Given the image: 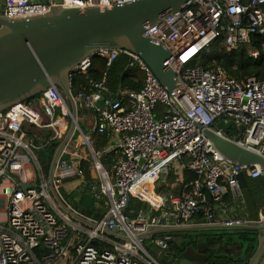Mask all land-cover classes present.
I'll return each mask as SVG.
<instances>
[{"label":"built area","instance_id":"1","mask_svg":"<svg viewBox=\"0 0 264 264\" xmlns=\"http://www.w3.org/2000/svg\"><path fill=\"white\" fill-rule=\"evenodd\" d=\"M134 1L0 0V14L17 19L45 14L58 5L105 7ZM263 9L264 0H200L156 25L145 24L144 35L162 43L172 54L170 66L180 86L171 92L139 56L106 50L97 54L107 59L108 66L120 53L127 54L130 67L137 68L144 80L141 90L120 89L112 97L104 75L94 84L93 94H78L75 99L77 107L95 112L96 124L86 132L78 117L75 135L57 161L53 184L66 201L60 187L68 178L80 180L82 185V165L89 163L97 182L93 190L97 197L106 199L108 208L100 220L78 213L95 227L72 219L59 208L34 153L35 139L25 128L27 123L32 124L37 133H49L50 141L64 139L73 114L59 89L52 86L41 97L0 114V264H66L70 259L69 264H163L139 239L149 228L264 222L262 212L251 219L229 217L225 204L229 193L242 201L238 175L258 179L264 176V170L258 165L231 163L204 134L221 120L234 121L245 130L239 140L231 139L263 154L264 79L250 78L242 85L220 69L191 66L220 38H224L229 51L249 43L254 36L264 39ZM190 51L194 53L185 58ZM92 59L83 61L73 76L88 71ZM36 105L42 114L35 110ZM103 135L110 139L98 148V136ZM74 142L77 148L71 151ZM112 153L121 157L108 168L106 158ZM174 164L197 176L178 195L160 188L162 175L175 171ZM29 168L33 171L31 178L27 175ZM132 198L148 205L135 217L125 214ZM74 238L79 243L71 258ZM151 242L167 254L173 238L162 235Z\"/></svg>","mask_w":264,"mask_h":264},{"label":"water","instance_id":"2","mask_svg":"<svg viewBox=\"0 0 264 264\" xmlns=\"http://www.w3.org/2000/svg\"><path fill=\"white\" fill-rule=\"evenodd\" d=\"M198 1L200 0H136L123 5L82 8L58 5L45 14L17 19H9L0 14V114L15 105L37 99L52 86L59 89L71 108L73 122L53 158L48 187L59 208L72 219L90 227L96 226L64 201L53 184L57 161L74 137L78 125L75 99L79 93L71 86L75 69L100 51L126 52L139 56L168 91L177 89L180 79L170 66L172 54L162 43L144 35L145 24L156 25L163 18ZM34 108L42 114L38 105ZM44 119L48 120L46 116ZM25 128L38 132L37 127L32 124L27 123ZM244 130L243 125L238 126L234 121L227 123L221 120L212 128L205 129L204 134L231 163L241 166L258 165L264 170V153L248 150L234 141L241 138ZM237 179L242 188L241 205L246 210L244 218H255L259 211L249 188L247 175L241 173ZM234 231L258 233L259 245L249 264H264V222L149 228L139 239L146 242L162 235H170L175 239L192 236L195 239L200 234ZM105 232L115 236L109 229H105ZM119 238L127 240V237ZM173 245L180 252L176 257V264H206V252H216L206 241H194L185 248L177 241Z\"/></svg>","mask_w":264,"mask_h":264},{"label":"trees","instance_id":"3","mask_svg":"<svg viewBox=\"0 0 264 264\" xmlns=\"http://www.w3.org/2000/svg\"><path fill=\"white\" fill-rule=\"evenodd\" d=\"M130 62L131 58L127 54L120 53L112 62L111 66H108L107 59L96 55L93 57L92 66L88 71L76 74L72 77L71 86L79 94L89 96L94 93V84L100 82L104 75H106L108 91L112 97H115L120 89L139 91L143 87V75L137 68L130 67ZM191 66H199L210 71L220 69L229 79H234L242 85H245L250 78L263 80L264 39L259 36H254L249 43L229 51L226 47L224 38H220L211 45L209 51L197 56L191 62ZM90 112L93 114V118L97 120V115L94 111L90 109L87 110L81 105L78 107V117L83 115V113ZM79 124L81 126V122H79ZM81 128L86 132L89 130L88 128ZM28 131L30 137L35 139L37 149L34 150V153L41 166L43 176L45 180L48 181L51 164L61 142L50 141L49 133L41 134L32 132L31 130ZM109 139L110 136L107 135L98 136V148L105 146ZM76 148L77 144L74 142L70 149L74 151ZM120 157V153L108 155L106 158L107 167L112 168ZM66 158L70 159V156H66ZM82 167L84 172V183L74 192L65 194V200L81 215L100 220L107 211L108 203L105 198L97 197L96 191L93 190L97 182L92 176L89 163H83ZM183 171L185 173V180L181 187L179 186L174 190L176 194L182 192L185 185L197 178V176L188 169H184ZM175 175V171L170 170L167 176V183H170V181L174 182L176 178ZM247 179L257 209L259 213L262 212L264 214V176L258 179H252L247 176ZM76 180L75 178H68L63 184H71ZM225 204L229 208V217H246V210L241 205L240 199H235L231 193L225 197ZM147 208L148 205L146 203L132 198L125 214L129 217H135L139 211ZM200 220H202V218H200ZM200 235H204L210 248L216 250L215 253L208 251L210 254V259L207 262L208 264H249L259 245L258 233L252 231L208 233ZM73 241V246L70 248L71 258L75 254V246L79 243L77 238H74ZM174 241H177L178 244L184 248L190 243L184 238H173V243ZM173 243L170 245V249L166 255L173 257L176 261V257L180 252L174 247ZM216 254L219 256H216ZM68 262L70 263L71 259ZM68 262L66 264H69Z\"/></svg>","mask_w":264,"mask_h":264},{"label":"rangeland","instance_id":"4","mask_svg":"<svg viewBox=\"0 0 264 264\" xmlns=\"http://www.w3.org/2000/svg\"><path fill=\"white\" fill-rule=\"evenodd\" d=\"M92 119H93V114L91 112L90 113H83V115H80L79 116V122H81V127H83L84 129L92 128V125H93L91 122ZM27 175L29 178H31L33 176L32 169L29 168L27 170ZM74 182H76L79 186L81 184L80 180H76ZM68 185H70V184H63L60 187V192L62 193V196L64 198H65V194H70L66 190V186H68ZM69 189H70V187L68 188V190ZM144 245L148 249V251L152 255H154L161 263H163V264H175L173 257L167 256L165 253H161V251L157 247H155L151 241L150 242L144 241Z\"/></svg>","mask_w":264,"mask_h":264},{"label":"crops","instance_id":"5","mask_svg":"<svg viewBox=\"0 0 264 264\" xmlns=\"http://www.w3.org/2000/svg\"><path fill=\"white\" fill-rule=\"evenodd\" d=\"M91 122L93 124L92 125V128H94L95 127V124H96V119L93 118L91 120ZM92 128H89V130H91ZM172 169H175V172H176V175H175L176 178H175L174 182L173 181H170V183H167L168 177L165 175L164 177H162V182L160 183V188L162 186V192L178 195L181 192L178 193V194H176L174 190L176 188H178L179 186L181 187V185L184 183L185 173L183 171L184 170L183 168H178L177 167V164H174L172 166ZM69 187H70V189L68 190ZM78 187H79V185L76 182H73L70 185L66 186V190H67L68 193H72L75 190H77Z\"/></svg>","mask_w":264,"mask_h":264},{"label":"flooded vegetation","instance_id":"6","mask_svg":"<svg viewBox=\"0 0 264 264\" xmlns=\"http://www.w3.org/2000/svg\"><path fill=\"white\" fill-rule=\"evenodd\" d=\"M186 240H187V242H190L189 244H191L194 241H196V243L201 242V241H206L207 242L206 237L204 235H196L195 239L191 236V238H186ZM206 255L208 256V260H209L210 259V254H209L208 251L206 252ZM216 256H219V255L216 254ZM207 262H206V264H208Z\"/></svg>","mask_w":264,"mask_h":264},{"label":"bare ground","instance_id":"7","mask_svg":"<svg viewBox=\"0 0 264 264\" xmlns=\"http://www.w3.org/2000/svg\"><path fill=\"white\" fill-rule=\"evenodd\" d=\"M192 53H194V51H190V53H188V54L185 56V58H186V57H189V55H192Z\"/></svg>","mask_w":264,"mask_h":264}]
</instances>
